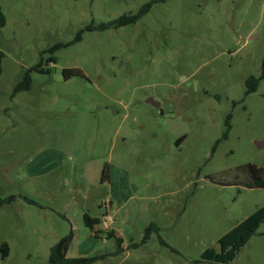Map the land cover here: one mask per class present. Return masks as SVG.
<instances>
[{
	"label": "rangeland",
	"instance_id": "rangeland-1",
	"mask_svg": "<svg viewBox=\"0 0 264 264\" xmlns=\"http://www.w3.org/2000/svg\"><path fill=\"white\" fill-rule=\"evenodd\" d=\"M147 1L0 0V197L15 196L0 206V264H49L70 231L66 257L86 264H264V220L229 262L201 258L264 205L242 167L264 170V78L247 95L244 83L264 57V0H166L135 23L85 29ZM40 55L50 71L13 93ZM104 162L121 170L114 237L113 223L95 237L83 221L100 214Z\"/></svg>",
	"mask_w": 264,
	"mask_h": 264
},
{
	"label": "trees",
	"instance_id": "trees-1",
	"mask_svg": "<svg viewBox=\"0 0 264 264\" xmlns=\"http://www.w3.org/2000/svg\"><path fill=\"white\" fill-rule=\"evenodd\" d=\"M166 0H149L142 4L137 11L135 12H128L123 13L117 16L116 18L106 21V22H100L96 25L89 24L85 27V29L90 30L91 28H97L100 30H105L109 28H116L119 26H124L128 24L135 23L138 21L142 16H144L149 10L152 8L153 4L157 2H164ZM5 24V16L1 10L0 7V25ZM83 29L79 30L75 36V40H80L81 33ZM66 45V44H64ZM62 46L61 43H56L53 46L49 48V51L53 53L54 49L59 48ZM4 57V52L0 50V74L2 71V59ZM55 57L53 55H50L47 62L54 61ZM42 56L40 55L38 62L23 70V73L20 77V79L16 82V84L13 87V93H16L18 91L22 90H29L31 85V76L30 71L35 70L39 72H49L50 68H44L42 66ZM76 74H82V72L77 68H64L62 70V75L64 79L70 78L72 75ZM264 78V57L261 61V66L259 73L257 75H249L245 79V95L254 92L257 89V86ZM235 104V102H234ZM231 113H228L225 119V130L221 135V139L227 138L228 132L231 128ZM184 139V136L179 137L176 140V145H179V143ZM219 140H217L212 147L211 153L214 152L216 145L218 144ZM245 168L249 174V180L246 183L247 187H263L264 188V170L261 167L256 166L252 163H247L242 166ZM109 164L107 162H104L101 168L100 173V183H106L109 181ZM23 199H25L29 203H35L30 198L21 195ZM15 199V196H9L6 198L0 197V206L8 205ZM264 220V205H262L259 208H256L253 213L248 215L247 217L243 218L239 222H237L229 231H227L225 234H223L221 237L217 239L218 248L215 247H207L205 248L201 253V258L204 261L207 262H219V263H227L230 260H232L235 255L238 253V251L247 243V241L250 239L252 235H254L257 232V229L260 225V223ZM83 221L85 226L90 230V232L95 236H99L100 232L104 231L101 228L100 224V217H91L88 213L83 214ZM153 224V223H152ZM152 228V225H151ZM149 232H147L144 236V240L148 237ZM107 236L114 237V232L108 231ZM73 234L72 231L61 237L55 244H53L49 249L48 254V263L49 264H86L91 259H82V258H76V257H66V251L72 242ZM161 242L163 240L159 237ZM116 242L118 247L120 248L121 245V238L116 237ZM134 246V244H131ZM6 244L2 246V251L6 255L7 249ZM118 248V249H119ZM172 249V248H171Z\"/></svg>",
	"mask_w": 264,
	"mask_h": 264
},
{
	"label": "crops",
	"instance_id": "crops-1",
	"mask_svg": "<svg viewBox=\"0 0 264 264\" xmlns=\"http://www.w3.org/2000/svg\"><path fill=\"white\" fill-rule=\"evenodd\" d=\"M101 168H102V165H100V171H101ZM121 170H118L116 167H112L110 164H109V181L106 182V183H103L101 184L102 185H106L108 187V190L105 191V194L102 195V193L99 195V196H103L102 199H100V201L102 202V204H98L99 206V209H100V214L104 211V212H107L108 210V200L110 198V196H113L115 195V192L116 190L114 189V186H113V183L114 182H117V183H120L121 182ZM100 180V179H99ZM96 198H100V197H97ZM99 214V215H100ZM99 215H97L96 217H98ZM117 228H119L118 224H115V230H113L114 234L116 233L117 231ZM111 231V230H110ZM89 233L90 230H89ZM121 238V236H120ZM121 240L123 241L124 239L121 238ZM122 243V242H121ZM68 250V249H67ZM66 256H67V251H66ZM73 258V257H72Z\"/></svg>",
	"mask_w": 264,
	"mask_h": 264
},
{
	"label": "built area",
	"instance_id": "built-area-1",
	"mask_svg": "<svg viewBox=\"0 0 264 264\" xmlns=\"http://www.w3.org/2000/svg\"><path fill=\"white\" fill-rule=\"evenodd\" d=\"M106 215H107V213L104 212V214H102V216H103L104 218H101V217H100V224H101V228H102L103 230H104V227H106V228L108 227V224H109V223H110V224L113 223L114 225L116 224L115 221H114L113 219L111 220V219L109 218V216L107 215V216H108V217H107ZM107 218H109V219L107 220Z\"/></svg>",
	"mask_w": 264,
	"mask_h": 264
},
{
	"label": "water",
	"instance_id": "water-1",
	"mask_svg": "<svg viewBox=\"0 0 264 264\" xmlns=\"http://www.w3.org/2000/svg\"><path fill=\"white\" fill-rule=\"evenodd\" d=\"M146 101L151 104L158 105V102H156L153 98H147ZM254 143L256 144L257 147H261L264 144V140L262 141L255 140Z\"/></svg>",
	"mask_w": 264,
	"mask_h": 264
}]
</instances>
